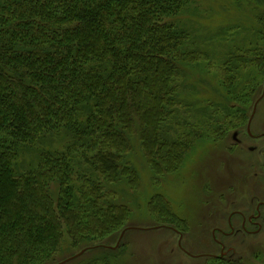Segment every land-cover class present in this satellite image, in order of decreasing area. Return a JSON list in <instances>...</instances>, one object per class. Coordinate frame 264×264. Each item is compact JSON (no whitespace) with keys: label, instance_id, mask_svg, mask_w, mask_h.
Returning <instances> with one entry per match:
<instances>
[{"label":"trees","instance_id":"1","mask_svg":"<svg viewBox=\"0 0 264 264\" xmlns=\"http://www.w3.org/2000/svg\"><path fill=\"white\" fill-rule=\"evenodd\" d=\"M258 2L246 0L256 26L217 52L214 99L196 107L200 123L189 125L173 106L200 95L183 91L193 67L210 72L200 66L210 37L182 15L194 8L187 16H195L194 0H0V264H119L121 240L105 246L116 245L118 223L130 215L115 186L138 183L132 137L158 170L184 148L177 130H222L242 119L239 90L264 72ZM155 197L149 207L169 212Z\"/></svg>","mask_w":264,"mask_h":264},{"label":"rangeland","instance_id":"2","mask_svg":"<svg viewBox=\"0 0 264 264\" xmlns=\"http://www.w3.org/2000/svg\"><path fill=\"white\" fill-rule=\"evenodd\" d=\"M257 5L264 10V0H259ZM193 6L198 8L195 16H187L194 8L182 15L205 27L201 36L210 37L207 42L211 47L207 48L210 49V57L200 63L203 69L209 67L210 72L205 76L200 69L193 67L188 79H184L183 91L200 95L197 98L190 96L187 103L182 100L173 106L185 111L189 125L198 122V116L194 115L196 107L214 99L211 93L215 89L208 84H214L212 70L217 71V66H220L217 52H227L239 44L237 38L245 36H238L236 32L256 26L255 13L252 14L246 0H194ZM199 14L203 18H197ZM208 31L211 33L205 34ZM242 46L249 45L243 41ZM256 74L260 84L255 85L247 79L239 90L242 95L238 96L236 104L243 112L241 120L224 123L222 130L211 128L188 133L183 128L176 131L177 139L185 144L183 149L178 146V160L163 148L162 152L167 150L169 159L168 155L161 159L160 168L155 170L144 158L138 136L132 137L129 156L133 162L131 167L138 173V183L134 189L124 183L115 186L117 198L127 203L130 209L129 218H122L116 229L115 240L125 229L120 239L123 246L119 264H202L205 259H196L195 254H217L219 250L212 241V228L219 226L227 230L228 216L232 224L239 227L240 216L231 212L239 210L247 215L254 210L256 203V199L250 200L251 197L264 199V72L257 70ZM240 83L232 89H237ZM254 88L255 93L252 92ZM195 100L201 102L193 103ZM188 107L193 110L189 112ZM248 126L252 136L245 131ZM237 131L240 133L238 143L232 139V134ZM154 196L156 202L160 197L168 205L169 212L149 207ZM214 233L217 239H224L218 231ZM237 235L226 239L234 248L235 256H240L244 264H264V223L257 234L240 232ZM253 238V242L259 243V249L248 244L247 240ZM110 242L114 244L112 240ZM67 245L69 242L65 237L62 255L69 251H65Z\"/></svg>","mask_w":264,"mask_h":264},{"label":"flooded vegetation","instance_id":"3","mask_svg":"<svg viewBox=\"0 0 264 264\" xmlns=\"http://www.w3.org/2000/svg\"><path fill=\"white\" fill-rule=\"evenodd\" d=\"M250 129V128H249ZM247 132L248 135L252 136L251 132H249L250 130L246 129L245 130ZM239 132H237L235 135L232 134V139L238 143V136H239ZM264 134V133H263ZM262 175H264V172H262ZM259 182V181H258ZM260 188V187H258ZM256 199V203H255V207L254 210L250 213H248L247 215H244L243 212L239 211V210H234L231 212V214L233 215V213L235 212L236 215L240 216L241 221H240V226L239 227H235L232 222L230 221V216L227 217V221H226V225L228 227V229L224 230L222 227L219 226H214L212 228V241H214L219 250L218 253L215 254L213 252H202V253H198L195 254V258H209V257H215V258H219V259H223L224 258H240L242 261H244L240 256H235L234 253L235 250L232 247V245L228 244V241L226 240L228 237H230L231 235L234 237H237L238 233H258L260 226L264 223V199L262 198H256V197H251V201ZM222 201V200H221ZM218 210V209H217ZM219 211V210H218ZM214 217V216H213ZM216 219V217H214ZM249 226H253V228H250ZM218 231L219 233H221L224 237V239H217L214 231ZM255 240V238L253 239H249L247 240L248 244L251 246V244L254 248H258L259 249V243H255L253 242ZM240 243V242H239ZM240 246V245H237Z\"/></svg>","mask_w":264,"mask_h":264},{"label":"water","instance_id":"4","mask_svg":"<svg viewBox=\"0 0 264 264\" xmlns=\"http://www.w3.org/2000/svg\"><path fill=\"white\" fill-rule=\"evenodd\" d=\"M264 92V91H263ZM251 119V118H250ZM248 130H249V126H248ZM236 133H234V135H235ZM124 231L125 230H123V231H121V234H120V236H119V239H118V241H117V243H116V245L115 246H105V247H108V248H115L117 245H118V242H119V240L121 239V237H122V235L124 234ZM85 250V249H84ZM84 250H82V251H80L79 253H77L76 255H74V257H76V256H78L80 253H82ZM73 257H69V258H67V259H64L63 261H60V262H57V263H54V264H63V263H65L66 261H68V260H70V259H72Z\"/></svg>","mask_w":264,"mask_h":264}]
</instances>
